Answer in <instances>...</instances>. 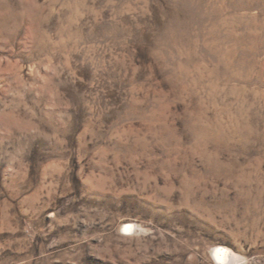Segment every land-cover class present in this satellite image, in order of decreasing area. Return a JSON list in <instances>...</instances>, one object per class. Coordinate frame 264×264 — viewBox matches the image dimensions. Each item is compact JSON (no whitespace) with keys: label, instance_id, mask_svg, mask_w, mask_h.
Instances as JSON below:
<instances>
[{"label":"rangeland","instance_id":"rangeland-1","mask_svg":"<svg viewBox=\"0 0 264 264\" xmlns=\"http://www.w3.org/2000/svg\"><path fill=\"white\" fill-rule=\"evenodd\" d=\"M218 245L264 264V0H0V264Z\"/></svg>","mask_w":264,"mask_h":264},{"label":"bare ground","instance_id":"bare-ground-1","mask_svg":"<svg viewBox=\"0 0 264 264\" xmlns=\"http://www.w3.org/2000/svg\"><path fill=\"white\" fill-rule=\"evenodd\" d=\"M126 227L128 229H131L132 228V225L127 224ZM210 256H211V258H212V260L214 262H216V261L221 262L220 264L227 262L229 260L228 258H230L229 257L228 250L225 247L220 246V245L215 246L213 248V250L210 253Z\"/></svg>","mask_w":264,"mask_h":264}]
</instances>
